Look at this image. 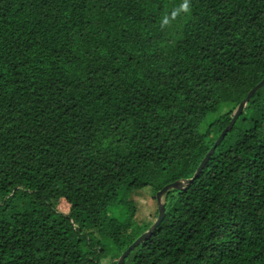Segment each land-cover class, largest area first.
Here are the masks:
<instances>
[{
  "label": "trees",
  "instance_id": "16d2710c",
  "mask_svg": "<svg viewBox=\"0 0 264 264\" xmlns=\"http://www.w3.org/2000/svg\"><path fill=\"white\" fill-rule=\"evenodd\" d=\"M183 3L0 0V264H117L264 78V0ZM164 204L124 264H264V86Z\"/></svg>",
  "mask_w": 264,
  "mask_h": 264
},
{
  "label": "water",
  "instance_id": "95a60500",
  "mask_svg": "<svg viewBox=\"0 0 264 264\" xmlns=\"http://www.w3.org/2000/svg\"><path fill=\"white\" fill-rule=\"evenodd\" d=\"M263 86H264V78L248 92L247 96L242 100L239 107L237 108V110H236L234 116L232 117L231 121L229 122V124L225 127V129L222 131L220 136L215 141L214 145L211 147L209 152L206 154V156L202 160L201 164L199 165V167L195 171L193 177L188 179V180H179V181L170 183V184L164 186L160 191H158L156 193V199H157V203H158V217H157L155 223L152 225V227H150V229H148L145 233H143L141 236H139L125 250V252L118 259L117 264H124L125 259L130 255V253L136 247H138L140 244H142L143 242H145L146 240H148L151 237V235L155 232V230L161 224L162 220L165 217L164 198H165L166 194L171 190H179V191L184 190L187 187H189L198 178L201 171L204 169L205 165L209 162L211 156L215 153L217 146L221 143V141L227 135V133L231 131V129L233 128L234 124L236 123V121L238 120L240 115L244 112V110H245L249 100L251 99V97Z\"/></svg>",
  "mask_w": 264,
  "mask_h": 264
},
{
  "label": "clouds",
  "instance_id": "9594fccd",
  "mask_svg": "<svg viewBox=\"0 0 264 264\" xmlns=\"http://www.w3.org/2000/svg\"><path fill=\"white\" fill-rule=\"evenodd\" d=\"M179 11H182V12H185V13L190 12L189 0H184V3L180 6ZM177 15H178V12H173L172 13V18H175ZM168 23H169V18L165 17L164 20H163V24L167 25Z\"/></svg>",
  "mask_w": 264,
  "mask_h": 264
},
{
  "label": "rangeland",
  "instance_id": "374dc122",
  "mask_svg": "<svg viewBox=\"0 0 264 264\" xmlns=\"http://www.w3.org/2000/svg\"><path fill=\"white\" fill-rule=\"evenodd\" d=\"M215 117H216V115H215V116L213 115L212 117H209V119H210V118H215ZM202 130H203V131L206 130V125H203V126H202Z\"/></svg>",
  "mask_w": 264,
  "mask_h": 264
}]
</instances>
